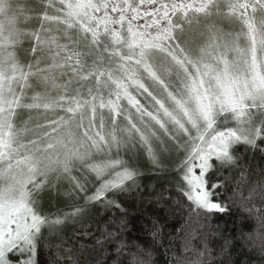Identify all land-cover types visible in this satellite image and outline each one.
<instances>
[{
  "label": "snow or ice",
  "instance_id": "snow-or-ice-1",
  "mask_svg": "<svg viewBox=\"0 0 264 264\" xmlns=\"http://www.w3.org/2000/svg\"><path fill=\"white\" fill-rule=\"evenodd\" d=\"M249 152L264 0H0V264H156L157 244L165 264H225L233 240L264 264ZM149 189L171 221L151 245L125 203ZM232 209L248 231L228 239L212 221Z\"/></svg>",
  "mask_w": 264,
  "mask_h": 264
},
{
  "label": "trees",
  "instance_id": "trees-1",
  "mask_svg": "<svg viewBox=\"0 0 264 264\" xmlns=\"http://www.w3.org/2000/svg\"><path fill=\"white\" fill-rule=\"evenodd\" d=\"M247 156L248 164L253 168L257 165L264 166V158L260 155H253L251 152L245 153ZM241 177L238 175L237 180ZM163 181L159 179H153L150 183L158 184ZM153 196V190L149 189L144 193V200L140 201L137 199L135 202L125 201L128 211L130 213V219L135 225L134 231L132 232L129 239L138 237L142 243L151 245V233L152 228L151 221L159 218L161 224L170 225L171 221L163 220L166 215V211H162L158 206L150 203ZM237 210L232 209L230 213L226 212L224 214L218 215L213 221V227L217 229L219 233H222L224 237L228 239H233L234 236H239L241 229L243 231H248L241 223V218L236 214ZM165 231H168V227H165ZM212 246L217 252H220V247L223 245V239L219 236L210 237ZM230 255L228 253L220 256V259L225 261V264H260L259 254L250 250V246H246L243 241L233 240V247L229 249ZM153 258L156 264H165L166 259H170V255L165 257L164 249L160 248L159 245H155V251L153 253Z\"/></svg>",
  "mask_w": 264,
  "mask_h": 264
},
{
  "label": "rangeland",
  "instance_id": "rangeland-1",
  "mask_svg": "<svg viewBox=\"0 0 264 264\" xmlns=\"http://www.w3.org/2000/svg\"><path fill=\"white\" fill-rule=\"evenodd\" d=\"M159 181H163V178L161 177V178L159 179Z\"/></svg>",
  "mask_w": 264,
  "mask_h": 264
}]
</instances>
